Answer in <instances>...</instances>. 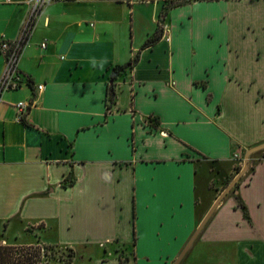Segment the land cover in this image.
Returning a JSON list of instances; mask_svg holds the SVG:
<instances>
[{"label": "crops", "instance_id": "0c3cea01", "mask_svg": "<svg viewBox=\"0 0 264 264\" xmlns=\"http://www.w3.org/2000/svg\"><path fill=\"white\" fill-rule=\"evenodd\" d=\"M175 1L50 0L33 14L0 0V41L30 22L23 81L0 95V241L70 264H172L264 143V0ZM254 163L180 264H264V153Z\"/></svg>", "mask_w": 264, "mask_h": 264}, {"label": "built area", "instance_id": "2783aa9c", "mask_svg": "<svg viewBox=\"0 0 264 264\" xmlns=\"http://www.w3.org/2000/svg\"><path fill=\"white\" fill-rule=\"evenodd\" d=\"M34 2L33 14L37 12L38 7L48 3L50 0H31ZM33 17V16H32ZM32 19V18H31ZM30 30V22L24 29L21 37L13 41H0V55L4 57V70L0 77V95L3 92L16 90L22 83V78L17 70V62L19 54L26 42ZM42 47H45L42 45ZM38 90L42 89V86L37 87ZM18 109V118L23 119L28 104L25 102H18L16 104ZM7 248L10 253V262L8 264H47L49 261L56 260L61 264H70V258L66 253L60 250L56 254H52L49 247L43 244L35 245H7L4 241H0V248ZM60 258H59V256Z\"/></svg>", "mask_w": 264, "mask_h": 264}, {"label": "water", "instance_id": "95a60500", "mask_svg": "<svg viewBox=\"0 0 264 264\" xmlns=\"http://www.w3.org/2000/svg\"><path fill=\"white\" fill-rule=\"evenodd\" d=\"M261 150H264V143H261L259 145L253 146L251 148H248L245 150L242 158V166L241 169L236 173V175L231 179V181L227 184V186L219 193V195L215 198L214 202L209 207L208 211L205 213L199 224L197 225L196 229L194 230L193 234L191 235L188 242L185 244L183 249L180 251V253L177 255L175 260L172 264H180L181 260L187 253L188 249L194 242V240L197 238L201 230L204 228L208 220L211 218L217 207L220 205V203L224 200V198L234 189L236 184L241 180V178L245 175V173L248 170L249 163H250V157L254 153H257Z\"/></svg>", "mask_w": 264, "mask_h": 264}, {"label": "trees", "instance_id": "16d2710c", "mask_svg": "<svg viewBox=\"0 0 264 264\" xmlns=\"http://www.w3.org/2000/svg\"><path fill=\"white\" fill-rule=\"evenodd\" d=\"M182 2H183V0H177V1L173 2V3H171V6L179 5V4H181ZM152 41H153V40H152ZM152 41H149V43H151ZM134 62H135V60H133L132 62H130V63H129V66L132 67L133 64H134ZM107 100L109 101L110 104H112V103L114 102V93L112 92L111 89H109V91H108V94H107ZM262 153H264V150L259 151V152H257V153H254L253 155H251L249 166H250V164L252 165V163L255 164V163H254V159H255V157H257V155L262 154ZM240 169H241V165L237 168L236 173H237ZM252 170H253V166H250V172H251ZM243 178H244V177H242L241 180L236 184V186L234 187V189H236V188L239 186V184H240V182L243 180ZM229 182H230V181H227V182L225 183L223 189L227 186V184H228ZM234 189H232V191H233ZM238 205H239V207L241 208V210L243 211V215H244V217H245V218H248V213H247V210H246L245 206L243 205V203L239 202ZM0 249H1V250H0V252H1V256H0V264H8V262H10V253H9L8 249H6V250H3V248H0ZM49 250H50V252H51V258H53V257H52V254H56V253L59 251V250H58L57 248H55V247H49ZM63 253H64V252H63ZM68 257L71 258V253H70V251H68ZM70 260H71V259H70ZM70 260H69V261H70Z\"/></svg>", "mask_w": 264, "mask_h": 264}, {"label": "rangeland", "instance_id": "374dc122", "mask_svg": "<svg viewBox=\"0 0 264 264\" xmlns=\"http://www.w3.org/2000/svg\"><path fill=\"white\" fill-rule=\"evenodd\" d=\"M262 151V150H261ZM241 166H242V162H241ZM249 173H250V166L248 167V170H247V172L245 173V175L243 176L244 178L243 179H247V178H245L246 176H248L249 175ZM234 192H235V189L233 190ZM233 191H231L228 195H227V197H231L232 195H233Z\"/></svg>", "mask_w": 264, "mask_h": 264}]
</instances>
